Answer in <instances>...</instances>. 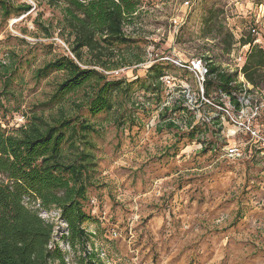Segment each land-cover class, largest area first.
<instances>
[{
  "label": "rangeland",
  "instance_id": "rangeland-1",
  "mask_svg": "<svg viewBox=\"0 0 264 264\" xmlns=\"http://www.w3.org/2000/svg\"><path fill=\"white\" fill-rule=\"evenodd\" d=\"M12 1L32 8L7 19L0 14V62L18 61L3 96L1 123L7 129L25 121L21 113L45 108L61 75L35 81L32 71L67 49L57 30L45 38L35 25V18L52 19L55 25L58 8L46 0ZM201 1L140 0L135 23L148 60L136 71L113 75L144 77L157 61L188 73L167 66L159 98L150 96L144 112L139 109L147 97L138 90L131 123L117 125L110 116L92 118L82 111L102 126L101 136L94 137L95 171L85 205L92 217L85 224L86 248L96 256L92 264H264V88L248 94L240 110L225 96L219 106L214 100L218 93L202 95L199 72L191 67L197 61L204 67L200 57L214 42L200 35ZM212 1L223 7L224 23L237 40L231 53L220 58L222 67L234 69L248 48L238 39L250 25L264 44V3H207ZM162 114L177 126L159 130ZM232 146L240 156L226 155ZM83 253L79 246L71 248L73 262Z\"/></svg>",
  "mask_w": 264,
  "mask_h": 264
},
{
  "label": "trees",
  "instance_id": "trees-1",
  "mask_svg": "<svg viewBox=\"0 0 264 264\" xmlns=\"http://www.w3.org/2000/svg\"><path fill=\"white\" fill-rule=\"evenodd\" d=\"M46 3L59 10L55 25L52 19L46 23L40 18H35V25L45 38H52L57 30L67 49L34 68L32 76L38 81L60 74L61 80L41 112L21 113L25 121L11 129L2 125L1 110L7 94L4 90L11 87L18 61L10 65L0 62V264H67L65 252L58 246L49 248L53 225L38 213L51 208H58L67 223L65 239L71 248L84 250L76 264H92L96 256L86 248L89 233L84 227L92 217L85 205L95 171L94 137L101 136L102 126L82 111L92 118L110 116L117 125L133 122V112L139 105L134 100L136 92L142 90V96L147 97L139 109L144 112L150 96L159 98L168 74L166 67L173 65L169 61L154 62L144 77L132 80L113 75L120 70L136 71L148 60L146 41L135 23L140 0ZM253 3L259 6L264 0ZM31 8L30 3L15 5L12 0H0L4 19L25 14ZM225 18L221 5L201 1L200 35L214 42L200 57L206 69L202 95L211 98L218 93L214 100L219 106L224 105L221 97L225 96L235 110H240L248 94L264 88V44L254 42L256 36L251 29L255 25H250L238 39L241 46L248 47L240 69L222 67L220 58L230 54L237 42ZM176 68L188 73L184 67ZM200 103L204 104L202 100ZM161 118L166 121L157 126L159 130L177 126L173 119H165L163 114Z\"/></svg>",
  "mask_w": 264,
  "mask_h": 264
},
{
  "label": "built area",
  "instance_id": "built-area-1",
  "mask_svg": "<svg viewBox=\"0 0 264 264\" xmlns=\"http://www.w3.org/2000/svg\"><path fill=\"white\" fill-rule=\"evenodd\" d=\"M251 32L253 34L257 33L255 28L251 29ZM254 42L259 43V42H261V40L258 37H256ZM243 59H244V54L239 55L236 59V63H235L234 67H238L240 69L242 62H243ZM191 69L194 71L197 70L199 72V75H200L199 76V82L201 83V93H202V81L204 79V74L206 72V69L204 67L200 66V61L193 63ZM165 80L167 82H169V79H165ZM247 86L250 87L249 84H247ZM20 118L22 119V117H20ZM247 129L253 135H257L256 132L254 130H252L251 128L247 127ZM240 154H241V151L239 150L238 147L232 146V147H227V149H226V155H228V156L236 157V156H240ZM35 206L38 207V204L36 203ZM38 213L42 219H44L45 221H47L53 225L52 238L48 244L49 248H54L55 246H58V248H60L63 252H65L64 259H65L66 263L67 264H76L75 262H73V260L71 258V246L69 245V243L65 239L68 236L67 223L61 218L60 210L58 208H51L49 210L40 209L38 211ZM64 245H66V246H64ZM94 251H97V249L95 248ZM89 252H91V251H89ZM100 254L103 255L104 252L102 253V251H99L98 255H100Z\"/></svg>",
  "mask_w": 264,
  "mask_h": 264
},
{
  "label": "crops",
  "instance_id": "crops-1",
  "mask_svg": "<svg viewBox=\"0 0 264 264\" xmlns=\"http://www.w3.org/2000/svg\"><path fill=\"white\" fill-rule=\"evenodd\" d=\"M85 224H86V223H85ZM84 227L86 228L87 231L89 230L87 225H84Z\"/></svg>",
  "mask_w": 264,
  "mask_h": 264
}]
</instances>
